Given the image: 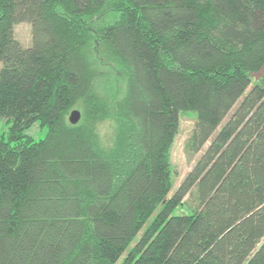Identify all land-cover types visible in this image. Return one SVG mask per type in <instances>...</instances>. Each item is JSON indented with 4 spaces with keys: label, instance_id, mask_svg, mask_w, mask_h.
Listing matches in <instances>:
<instances>
[{
    "label": "trees",
    "instance_id": "trees-1",
    "mask_svg": "<svg viewBox=\"0 0 264 264\" xmlns=\"http://www.w3.org/2000/svg\"><path fill=\"white\" fill-rule=\"evenodd\" d=\"M107 1L0 0V264H264V0H110L125 95L71 124L93 79L74 30ZM185 112L198 157L170 194Z\"/></svg>",
    "mask_w": 264,
    "mask_h": 264
},
{
    "label": "rangeland",
    "instance_id": "rangeland-1",
    "mask_svg": "<svg viewBox=\"0 0 264 264\" xmlns=\"http://www.w3.org/2000/svg\"><path fill=\"white\" fill-rule=\"evenodd\" d=\"M117 17V12L113 10L110 0H108L97 12L87 14L78 21L80 25L75 28L74 32L78 38H83L82 49L89 60L93 79L88 96L84 100L79 101L76 107L72 108L70 111L73 109L78 110L81 114L86 116L88 109L86 101H88L91 105H94V107H99L102 113H106V115H110L111 117L118 112V103L122 101L125 95L126 71L124 66L110 54L108 47L101 42L96 35L98 28L113 22ZM14 33L16 39L19 40L24 47L30 45L31 36L28 23L22 22L16 24ZM258 77L259 75H254L253 81H256ZM194 123V113L185 112L180 114L178 133L170 151L173 184L170 194L177 188L184 176L191 169L195 159L198 157V155H196L189 160L183 148L186 139L193 129ZM9 125L10 123L0 118V139L3 138V136H7ZM116 126V130H118L120 127L118 120L116 121ZM111 129H113V127H111ZM25 133L31 136L35 141H38L45 137L46 129L39 127L36 123L26 130ZM204 149L205 147L201 152ZM120 262L121 261L117 264H120Z\"/></svg>",
    "mask_w": 264,
    "mask_h": 264
},
{
    "label": "water",
    "instance_id": "water-1",
    "mask_svg": "<svg viewBox=\"0 0 264 264\" xmlns=\"http://www.w3.org/2000/svg\"><path fill=\"white\" fill-rule=\"evenodd\" d=\"M80 118V112L78 110H72L70 113H69V116H68V121L71 123V124H75L78 122Z\"/></svg>",
    "mask_w": 264,
    "mask_h": 264
}]
</instances>
